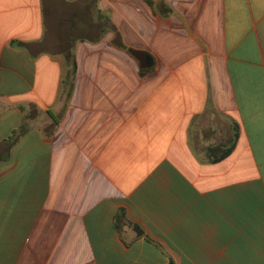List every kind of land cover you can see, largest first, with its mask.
I'll use <instances>...</instances> for the list:
<instances>
[{
	"label": "crops",
	"instance_id": "1",
	"mask_svg": "<svg viewBox=\"0 0 264 264\" xmlns=\"http://www.w3.org/2000/svg\"><path fill=\"white\" fill-rule=\"evenodd\" d=\"M170 259L264 264V0H0V264Z\"/></svg>",
	"mask_w": 264,
	"mask_h": 264
},
{
	"label": "trees",
	"instance_id": "2",
	"mask_svg": "<svg viewBox=\"0 0 264 264\" xmlns=\"http://www.w3.org/2000/svg\"><path fill=\"white\" fill-rule=\"evenodd\" d=\"M69 57L72 58L71 54ZM74 76H75V66H73L69 70L68 78L73 79ZM237 137H238L237 134H235L234 142L229 146L218 145V146H214V147L209 148V154H210V156L213 157V161H218V160L226 157L233 150V148L235 146V142L237 140ZM167 264H175V263L172 259H170V261Z\"/></svg>",
	"mask_w": 264,
	"mask_h": 264
},
{
	"label": "water",
	"instance_id": "3",
	"mask_svg": "<svg viewBox=\"0 0 264 264\" xmlns=\"http://www.w3.org/2000/svg\"><path fill=\"white\" fill-rule=\"evenodd\" d=\"M149 66H150V64H148ZM139 231H140V229H139Z\"/></svg>",
	"mask_w": 264,
	"mask_h": 264
}]
</instances>
